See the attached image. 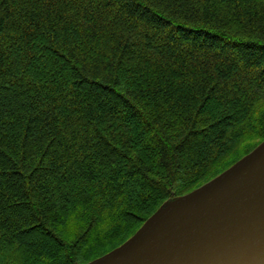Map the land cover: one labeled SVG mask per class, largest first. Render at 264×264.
<instances>
[{"label": "trees", "instance_id": "obj_1", "mask_svg": "<svg viewBox=\"0 0 264 264\" xmlns=\"http://www.w3.org/2000/svg\"><path fill=\"white\" fill-rule=\"evenodd\" d=\"M264 141V0H0V264H86Z\"/></svg>", "mask_w": 264, "mask_h": 264}, {"label": "water", "instance_id": "obj_2", "mask_svg": "<svg viewBox=\"0 0 264 264\" xmlns=\"http://www.w3.org/2000/svg\"><path fill=\"white\" fill-rule=\"evenodd\" d=\"M86 264H264V141Z\"/></svg>", "mask_w": 264, "mask_h": 264}]
</instances>
